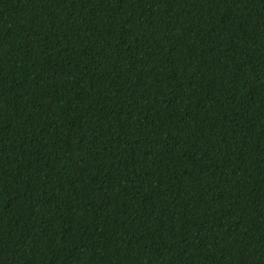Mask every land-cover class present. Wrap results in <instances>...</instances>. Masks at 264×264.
I'll return each instance as SVG.
<instances>
[{
    "label": "trees",
    "instance_id": "1",
    "mask_svg": "<svg viewBox=\"0 0 264 264\" xmlns=\"http://www.w3.org/2000/svg\"><path fill=\"white\" fill-rule=\"evenodd\" d=\"M0 264H264V0H0Z\"/></svg>",
    "mask_w": 264,
    "mask_h": 264
}]
</instances>
